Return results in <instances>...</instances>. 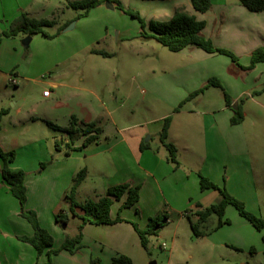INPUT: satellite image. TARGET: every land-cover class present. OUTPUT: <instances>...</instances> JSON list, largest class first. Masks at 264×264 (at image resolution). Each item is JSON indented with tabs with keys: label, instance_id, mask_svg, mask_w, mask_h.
<instances>
[{
	"label": "crops",
	"instance_id": "0c3cea01",
	"mask_svg": "<svg viewBox=\"0 0 264 264\" xmlns=\"http://www.w3.org/2000/svg\"><path fill=\"white\" fill-rule=\"evenodd\" d=\"M77 1L81 0H0V33L12 28L23 13L28 15L30 19L53 21L54 18L64 15L66 10H70L68 7L70 3ZM101 1V5L91 10L87 17L78 19V25L82 24L81 27L85 30V39L87 42L89 41L90 46L98 40L99 32L104 27L101 18L99 19L93 15L101 14V12L111 14V11H113L112 13L115 11L125 15L117 4H109L108 1H111L120 2L126 10L138 13L146 23L151 21L167 22L171 20L179 6H184L190 14L206 24L205 30L202 32L203 36L211 40L215 47L239 53V47L243 46L245 50L243 49V52L239 54L244 56H250L257 49L263 47L261 39L264 37V12H250L242 6L240 0H211L212 9L205 14L196 12L190 0ZM89 19L93 23L86 22ZM59 20L61 21V19ZM60 21L56 22L57 26ZM71 21L66 24L70 25ZM105 21L104 24L112 25L113 29H116V22L106 19ZM110 28H106L105 36L111 33ZM70 31L63 30L62 34ZM59 35L55 39L61 36ZM77 36L79 40V35ZM25 38L26 36L20 35L15 38H5L0 43V111L6 110L8 112L2 119L0 147L6 153L15 152V150L27 147L31 143L47 141L51 136L55 139L57 133L62 134L63 143L60 150H57L59 160L55 165V169L51 170L56 176L54 183H51L53 185L52 191L48 188L49 186L47 187L48 193H53V190L56 192L58 188L60 201L65 197L73 179L82 168L86 170V179L78 187L77 201L84 203L88 200L103 198L109 188L119 184H130L132 187L140 186L138 205L143 201V196L146 195L152 208L148 214V221L157 213L159 214L156 201H158L157 197H161V191L164 194L166 190L169 197L167 204L172 206L171 210L183 209L184 202L190 197L187 187L189 179H192L191 175H194L195 178L192 179L193 184L195 183L196 186V183L199 182L201 188L200 176L203 175V177L221 185L223 181L226 182L223 177L225 174L223 172L226 171L229 174L227 186L230 193L236 190L245 192L252 185L251 178L253 180V175L251 171L253 169L251 164L248 163V159L245 161L243 158L246 139L244 138L242 125L247 121L246 113L244 122L241 125H232L230 121L233 113L226 105L222 108L221 112L224 114L222 117L217 116L213 111L205 113L206 118L203 122L197 121L198 123L195 124L192 120H186L185 123L182 121L183 123L180 122L177 130V122L174 117H171L167 143L177 148L179 165L174 168L172 167L174 164L169 162V153L166 146L162 143V147L157 148L156 151L152 149V146L141 151L140 148L144 144V134L136 129L141 128L143 124L135 122L133 117L136 110L132 109L127 115L126 119L131 124L126 125L115 117L116 110L108 109L104 93L100 90V82L97 81L98 76L95 75L97 71L92 66L85 67V63H77L78 50L76 48L62 46L57 49H47V46L44 47V43L40 40L49 39L43 35H37L32 40V43L36 42V45L27 50V47L23 44ZM181 52H186L191 61H205L207 55H213L207 54L197 47H189ZM90 55L99 56V54L94 53ZM179 76L193 78L198 76V72H181ZM202 82L201 80L197 85ZM30 85L45 86L53 90L48 98L43 96L46 102V112L43 115L26 111L25 101L27 102V98L23 95L16 100L15 94H21ZM44 91L47 90L44 89ZM246 92L248 90H244L241 94L243 95ZM130 98V95H126L124 100L128 102ZM125 104L120 108L124 107ZM195 113L197 112H190L191 115H195ZM105 114L110 117L108 122L111 125L110 130L107 128L108 123L103 124V115ZM72 118L86 125L94 123L102 129L103 133L100 143L96 147L91 145L85 150L74 151L67 157L65 152L66 146L71 145L70 137L62 132L52 130L48 127L47 122L67 128L70 126ZM163 128L164 124L163 126H157L154 131L159 135ZM175 130L178 131V134L180 132L179 137H177V134L174 135ZM130 131H134V133L132 135L127 134ZM198 135L204 136L212 144V156L209 161V158L205 156V160L201 163V169L196 172L190 170L189 173L191 174L189 175L186 170H180L184 165L182 154L193 156L195 152L193 150L195 148L194 140L197 139ZM102 139H110V141L105 144ZM84 141L85 138H79L72 144L71 148H79ZM63 148H65L64 152L62 151ZM16 165L17 162L14 161L12 167L20 168ZM109 169L113 171L110 172ZM47 171V169L44 170V177L48 176ZM108 171L111 174H107ZM168 171L175 173L173 176H177L180 182L183 185L185 184L183 191H172V186L166 181ZM127 173L130 177L127 176ZM179 173L183 174V177ZM91 175L98 176L101 180H98L99 182L94 183V185L90 184ZM60 201L53 208L52 214L54 216L61 210L62 203ZM118 202L115 200L111 206L112 219L118 217L117 213H113V208ZM75 211L78 215H82L80 209L76 208ZM143 216L138 217V214L135 213L131 217L125 213L122 215V219L125 220L123 223L106 226L86 225L83 228V240L80 244V250L74 255L65 251L60 252L54 256V264H92L93 258L100 260L96 264H113V260L117 256L130 258L133 264H136L137 260L140 264H147L144 257L146 251L142 248L139 235L132 226L133 223H136L139 229H144L149 222H144ZM72 221H78L81 224L78 217L71 215L69 224ZM69 224L63 229L56 224L55 228L66 230ZM43 255L47 257L48 262L47 253ZM105 258L109 259V262L105 261Z\"/></svg>",
	"mask_w": 264,
	"mask_h": 264
},
{
	"label": "rangeland",
	"instance_id": "374dc122",
	"mask_svg": "<svg viewBox=\"0 0 264 264\" xmlns=\"http://www.w3.org/2000/svg\"><path fill=\"white\" fill-rule=\"evenodd\" d=\"M112 12L111 14L101 12V14L93 15L101 18L104 27L99 32L98 40L91 46L85 39L82 24L79 26L76 20L79 12L72 9L66 10L61 17L54 18L53 20L60 21L61 19V21L58 26L46 29V31L49 35L55 36L57 30L70 20L72 21L69 27L73 26V29L65 34L61 32V36L52 39L53 41H40L44 43V47L47 46V49H57L62 46L76 48L78 50L77 63H85V67L92 66L97 71L95 75L98 76L97 81L100 82V90L104 93L108 109L116 110L115 117L126 125L131 124L126 119L127 115L135 109L136 113L133 117L135 122L143 124L136 130L144 134L143 143L152 146L154 151L162 147L159 135L154 129L157 126H163V121L168 117L175 118L177 130L182 121L185 123L186 120H192L195 124L198 123L197 121L203 122L206 118L205 113L213 111L217 116L222 117L224 115L221 112L222 108L226 106L225 95L230 99L232 106L243 103V114L247 115V121L242 125L246 139L243 158L245 161L248 159V163L252 166L253 180L251 178V182L253 183L245 192L236 190L230 193L227 186L229 174L226 171L223 172L226 182L223 181L221 185L214 183L221 189L226 188L231 195L243 202L248 212L264 219V64H257L254 69H251L252 54L250 56L239 54L243 52V49L245 50L243 46L239 47V53L229 51L237 58V63L217 53L207 55L205 61H191L186 52L172 53L157 41L144 39L142 27L137 20L126 14L125 16L115 11ZM105 19L116 22V29L114 30L112 25L104 24ZM86 22L93 23L91 19ZM108 27H111V33L105 36ZM145 33L150 34L148 29ZM77 35H79V40ZM261 44L263 46L261 48H264V37L261 39ZM35 45L36 42L31 41L27 50ZM94 51L105 52L109 57L91 56L90 54ZM186 71H196L198 76L193 78L179 76L181 72ZM201 80L203 82L197 85ZM211 80L219 81L222 88L210 86ZM44 89L50 93L53 91L45 86L30 85L21 94L16 93L15 97L18 100L23 95L27 98L26 111L43 115L46 112ZM244 90L248 92L242 95L241 92ZM194 94L196 95L193 98H189ZM126 95L131 96L128 102L124 100ZM124 103H126L125 106L120 108ZM190 112L197 113L191 115ZM103 118V124H107L110 117L105 114ZM110 126L108 123V130ZM176 130L174 135L177 134L179 137L180 132L178 134ZM133 133L134 131H130L127 134L132 135ZM196 138L193 156L182 154L184 165L180 170H186L187 174L190 170L196 172L201 169L204 157L207 156L209 161L212 156V144L209 140L202 135ZM62 139L63 135L57 133L55 139L51 136L47 141L31 143L27 147L15 150L16 166L20 167L16 169L23 170L26 175L25 187L28 201L22 210L19 200L10 193L8 187L0 186V264L47 263L45 255L39 258L36 250L23 241L24 238L33 236L34 229L29 220L23 217L22 212L35 213L38 225L53 237L54 250H59L68 237H75L78 233L77 228L80 225L78 221H72L66 230H62V226L57 224L56 216L52 214V211L55 204L60 201L58 188L56 192L54 190L53 193L47 192L48 186L52 191L51 183H54L56 177L51 171L55 169L59 160V154L55 148L56 141H62ZM102 141L107 144L110 139H102ZM99 143L93 144L92 147H96ZM64 149H62L63 152ZM169 162L174 164L170 160ZM43 164L44 167H42ZM172 167L176 168V165ZM46 169L48 176L44 177ZM110 172L108 171L107 174ZM167 173L166 181L172 186V191H183L185 184L183 185L177 176H173L175 173L172 171ZM179 174L183 177V174ZM127 176L130 177L129 173ZM191 177L195 179L194 175ZM192 179H189L187 187L190 197L184 202L183 209L171 210L172 206L167 204L169 197L166 190L164 194L160 192L161 197H157L159 214L166 212L170 217V222L158 236L150 238L149 251L145 252L144 256L147 264H264V230L256 231L250 222L240 217L234 206H229L225 212V219L230 222V225L217 228L219 219L218 216L213 215L207 225L201 228L206 236L203 238L194 236L190 222L185 215L189 214L196 220L193 213L197 203L207 208L219 203L221 197L217 191L202 193L199 189V182L195 186ZM98 180L101 178L91 175L89 183L94 185L99 182ZM143 197L139 205L137 203L131 208L122 209L127 199L125 195L114 206L113 213H117L121 218L125 213L131 217L135 213L138 217L144 215L143 221L147 222L152 208L147 196ZM60 202L62 203L61 210L68 212L65 197ZM55 223L62 229L55 228ZM92 260L95 264L100 262L94 258ZM93 261L92 264H94ZM105 261L109 262V259L105 258ZM51 264H54V261ZM136 264H140L138 260Z\"/></svg>",
	"mask_w": 264,
	"mask_h": 264
},
{
	"label": "trees",
	"instance_id": "16d2710c",
	"mask_svg": "<svg viewBox=\"0 0 264 264\" xmlns=\"http://www.w3.org/2000/svg\"><path fill=\"white\" fill-rule=\"evenodd\" d=\"M192 6L196 12L208 13L212 9L211 0H190ZM109 4H117L119 8L128 16L138 20L141 23L142 35L144 39H154L163 47L167 48L172 53H179L185 51L189 47H197L202 49L207 54H222V56L229 57L234 63H237V58L230 53L229 51L222 50L214 46L213 42L209 39H206L203 36V31L205 30L206 24L203 21H199L194 15L190 14L184 6H179L174 12L171 20L167 22L160 21H151L146 23L140 15L133 11L125 10V7L120 2H111ZM101 0H81L74 3H70L68 7L73 11H78L79 14L76 17V20L87 17L89 12L94 8L101 5ZM240 3L244 8L253 13L264 12V0H240ZM57 26L56 21H47L30 19L28 15L21 14L20 18L16 24L9 30L3 31L0 33V43L5 38H15L20 35L31 37L37 35H43L47 39L52 40L56 38L64 29H67L69 25H65L57 30L55 36H51L47 33L46 29H52ZM146 29L149 30V35L145 33ZM94 54H99L109 57L105 52L94 51ZM264 63V48L257 49L251 55V69H254L257 64ZM210 86L222 88L221 84L217 80H211L209 82ZM202 92V91H201ZM196 94L190 96L193 98ZM226 105L228 108L232 109L233 116L231 118L232 125H241L244 122L243 114V103L236 104L232 106L230 99L225 95ZM6 110L0 111V133L3 116L7 115ZM171 117L165 119L164 128L159 133V138L161 143L166 146V149L169 153V160L174 163L177 167L179 165L177 159V148L167 143L168 131L171 127ZM49 128L54 131L62 132L67 134L70 137L71 145L66 146L65 155L69 157L72 152L85 150L87 147L98 143L102 137V129L98 128L96 124H84L79 123L75 118L71 119V124L67 128L60 127L51 122H47ZM85 138L84 143L79 148H71L79 138ZM62 141L57 140L55 148L60 150L62 146ZM149 148V145L143 144L140 148L141 151ZM15 152L6 153L0 147V185L4 184L9 187L11 194L19 200L22 210L24 209L25 204L28 201L27 190L25 187L26 175L23 170L16 169L12 167L15 161ZM44 167V164L42 165ZM86 179V170H81L77 173L73 179L72 185L65 194V201L68 203V212L60 210L56 215L57 224L65 228L70 221V216L78 217L81 220V224L78 227V233L75 237H68L63 243L62 247L59 250L53 249L54 239L53 237L45 230H43L38 225V220L33 212L24 213L22 212L23 217L29 220L30 224L34 229V234L32 237L24 238V243L33 247L39 258L44 253L48 255V262L46 264H51L53 262V257L58 255L60 252L65 251L72 255L76 254L82 244L83 240V228L86 225H115L117 223H123V220L120 215L116 219L111 218V206L114 204V201L122 200L125 195H127L126 202L122 209H127L135 206L140 200V191L139 187H132L130 184H119L108 189L106 196L98 200H88L84 203L77 201L76 193L78 187L83 184ZM200 185L201 191L213 190L217 191L221 197L219 203L213 204L210 207L205 208L203 205L198 204L195 207L193 215L196 217L194 220L189 214H186L188 221L191 225L192 233L195 237L203 238L206 236V233L201 231L202 227H205L209 219L216 215L219 219V225L217 228H221L226 225H230V222L225 219L226 208L229 206H234L237 210L240 217L246 219L250 222L258 232L264 230V219L258 218L256 215L248 212L246 206L243 202L238 200V198L231 195L226 188H219L214 182L200 176ZM78 208L81 210L82 215H78L75 209ZM170 217L166 212L152 217L148 225L144 229H139L138 224L133 223V227L142 243V248L148 252V245L150 244V238L158 236L160 232L169 225ZM94 262V261H93ZM38 264V263H36ZM95 264V262H94ZM113 264H133L132 260L126 256H117L113 260Z\"/></svg>",
	"mask_w": 264,
	"mask_h": 264
},
{
	"label": "water",
	"instance_id": "95a60500",
	"mask_svg": "<svg viewBox=\"0 0 264 264\" xmlns=\"http://www.w3.org/2000/svg\"><path fill=\"white\" fill-rule=\"evenodd\" d=\"M71 29H73V26H72V27H69L68 29H65V30H66V31H69V30H71ZM31 41H32V38H31V37H28V38L26 37V38L23 40V44H24V46L27 47V48H29Z\"/></svg>",
	"mask_w": 264,
	"mask_h": 264
},
{
	"label": "built area",
	"instance_id": "2783aa9c",
	"mask_svg": "<svg viewBox=\"0 0 264 264\" xmlns=\"http://www.w3.org/2000/svg\"><path fill=\"white\" fill-rule=\"evenodd\" d=\"M43 96H45L46 98H48L50 96V92L49 91H44L43 92Z\"/></svg>",
	"mask_w": 264,
	"mask_h": 264
}]
</instances>
